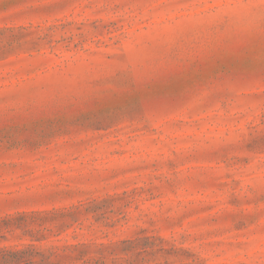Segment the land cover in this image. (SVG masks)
Listing matches in <instances>:
<instances>
[{
	"label": "rangeland",
	"instance_id": "obj_1",
	"mask_svg": "<svg viewBox=\"0 0 264 264\" xmlns=\"http://www.w3.org/2000/svg\"><path fill=\"white\" fill-rule=\"evenodd\" d=\"M264 264V0H0V264Z\"/></svg>",
	"mask_w": 264,
	"mask_h": 264
},
{
	"label": "trees",
	"instance_id": "obj_2",
	"mask_svg": "<svg viewBox=\"0 0 264 264\" xmlns=\"http://www.w3.org/2000/svg\"><path fill=\"white\" fill-rule=\"evenodd\" d=\"M8 255L9 264H22L28 258L30 259V247L25 250L9 251Z\"/></svg>",
	"mask_w": 264,
	"mask_h": 264
}]
</instances>
